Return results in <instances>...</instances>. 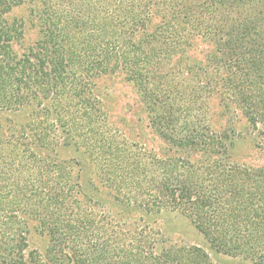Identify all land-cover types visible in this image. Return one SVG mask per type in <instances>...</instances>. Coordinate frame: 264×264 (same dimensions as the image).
<instances>
[{
	"label": "trees",
	"instance_id": "1",
	"mask_svg": "<svg viewBox=\"0 0 264 264\" xmlns=\"http://www.w3.org/2000/svg\"><path fill=\"white\" fill-rule=\"evenodd\" d=\"M23 1L0 0V110L30 107L35 121L31 139L0 136V264H218L196 244H166L160 229L97 227L78 163L33 148L61 144L84 149L120 205L178 210L215 252L264 264V167L230 161L227 134L204 111L219 85L264 135V0H30L39 38L17 54L22 25L3 15ZM194 34L215 42L205 67L181 63ZM116 71L159 136L198 158H158L108 126L93 78ZM20 212L47 231L43 253L29 249Z\"/></svg>",
	"mask_w": 264,
	"mask_h": 264
},
{
	"label": "rangeland",
	"instance_id": "2",
	"mask_svg": "<svg viewBox=\"0 0 264 264\" xmlns=\"http://www.w3.org/2000/svg\"><path fill=\"white\" fill-rule=\"evenodd\" d=\"M37 3L24 0L11 7L3 18L8 22L14 20L22 25L23 37L20 42L13 44L17 54L34 45L39 38V25L32 9L36 10ZM159 15H154L144 31H151L159 23ZM215 42L204 34H194L188 38V46L183 48L181 63L189 66L197 64L205 67L207 57L213 53ZM211 74V67H208ZM93 91L98 96L106 122L130 143L146 152L155 154L158 158H174L192 160L198 154L179 149L164 141L150 122V113L142 101L137 88L127 80L122 71L101 74L93 78ZM206 98L205 114L211 129L224 132L228 136V159L233 163L252 168L264 167V135L262 127H253L240 108L233 102L222 101L219 85ZM35 123L30 116V107L18 112L0 110V136L19 134L20 131L30 133ZM29 136V134H27ZM34 146V144L32 145ZM41 155L55 156L60 160L76 161L72 173L80 185L81 197L88 203L97 219V227L104 225L112 228L116 222L121 229H160L166 244H196L205 249L210 258L218 264H258L241 256H230L215 252L210 248L203 236L196 230L192 222L178 210L165 209L157 213H143L130 210L120 205L114 199L111 190L103 185L95 173L91 158L82 147L58 145L54 148L33 147ZM97 174V175H96ZM18 219L23 223V234L29 249H37L43 253L48 246L49 236L41 226L38 218L29 213H18Z\"/></svg>",
	"mask_w": 264,
	"mask_h": 264
}]
</instances>
